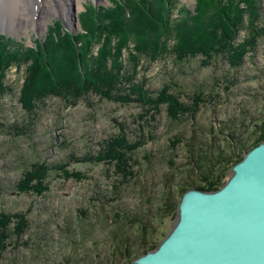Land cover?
<instances>
[{
    "label": "rangeland",
    "instance_id": "obj_1",
    "mask_svg": "<svg viewBox=\"0 0 264 264\" xmlns=\"http://www.w3.org/2000/svg\"><path fill=\"white\" fill-rule=\"evenodd\" d=\"M51 1L50 7L46 0H23L22 4L2 1L0 35L25 48H35L48 39L56 22L64 32L78 36L84 33L87 7L99 11L129 0H69L66 10L71 21L65 17L63 5ZM176 1L179 8L195 13L197 0ZM25 3L31 6V10L27 8L30 19L22 25L20 14L24 10L16 8L27 7ZM188 29L193 31L194 25ZM245 60L242 69L235 72L224 60L214 68H204L200 59L177 66L174 56L169 55L168 60L154 63L141 73L155 93L175 83L173 79L178 80L184 94L205 82L211 86L218 81L221 101L215 108L203 107L194 121L189 113L181 115L179 121L172 120L166 106L154 112L141 105H122L94 96L75 108H68L60 99L47 100L34 117L20 103L23 71L11 70L8 82L13 93L0 97V212L12 213L15 227L25 217L28 225L18 245L0 253V264H127L139 254L147 237L137 225L136 212L148 217L153 214L149 217L155 226L149 235L151 243L168 236L178 216V212L168 215L164 211L170 194L176 208L184 195L182 189L201 183L190 151L193 144H199L196 150L202 145L209 150L213 143L215 153L223 152L224 158L233 160L263 135L264 40L255 56ZM122 129L134 143L145 144L138 151L133 176L128 168L130 175L125 180L126 170L108 160L106 151L121 137ZM38 162H45L49 169V190L42 197L21 192L26 175ZM62 165L75 176H60ZM220 169L216 177L222 181L233 176L228 165H220ZM116 194H122V199L117 200ZM117 211L124 218L115 216Z\"/></svg>",
    "mask_w": 264,
    "mask_h": 264
},
{
    "label": "trees",
    "instance_id": "obj_2",
    "mask_svg": "<svg viewBox=\"0 0 264 264\" xmlns=\"http://www.w3.org/2000/svg\"><path fill=\"white\" fill-rule=\"evenodd\" d=\"M129 1L99 11L87 7L82 22L84 33L78 36L64 32L56 22L50 28L48 39L37 43L35 48H25L16 40L0 35V97L13 93L8 74L17 69L23 71L20 103L24 111L34 117L39 106L47 100L60 99L68 108H75L94 96L122 105H141L154 112L166 106L173 114L172 120L179 121L181 115L189 113L194 121L203 107L215 108L221 101L216 90L218 81L211 86L205 82L199 90L185 91L187 94H184L179 90L178 80L173 79L175 83L171 82L155 93L148 88L147 76L140 77L141 73L154 63L168 60L169 55L174 56L177 66L200 59L204 68H214L219 60H224L232 70L239 72L245 59L249 55L255 56L264 40V0H197L194 14L186 8H179L176 0H155V3L143 0L141 5L140 0ZM188 25H194V30L190 31ZM184 98L188 102H183ZM151 118L152 122L157 121L153 114ZM262 129L264 132V124ZM263 132L253 147L244 154L235 153L233 160L224 158L223 152L215 153L213 143L209 150L204 145L196 150L194 148L199 144L194 143L190 151L195 157L194 166L201 183L189 184L182 189L183 194L193 189L215 192L223 188L231 177L225 181L216 177L217 171L222 170L220 165L233 169L252 149L264 142ZM128 137L129 134L122 129L121 137L113 140L106 149L107 159L116 162L119 169L126 170L124 180L130 175L128 168L131 175L134 173L138 151L145 145L142 141L134 143ZM230 137L236 141L235 135ZM173 145L176 149V144ZM60 169V176L65 179L75 176L64 165ZM48 172L45 162L34 164L26 175L21 192L42 197L49 190ZM116 196L117 200L122 199V194ZM179 205L175 208L170 194L164 211L172 215L178 212ZM114 213L118 217L122 215L120 211ZM147 215L136 212L137 225L147 237H144L139 254L132 256L127 264L155 251L168 237L156 244L149 241L155 226L150 219L153 214L150 218ZM129 216L125 217L128 221ZM13 217L12 213L0 212V253L11 245H18L26 232V217L19 221L18 227L13 225Z\"/></svg>",
    "mask_w": 264,
    "mask_h": 264
},
{
    "label": "water",
    "instance_id": "obj_3",
    "mask_svg": "<svg viewBox=\"0 0 264 264\" xmlns=\"http://www.w3.org/2000/svg\"><path fill=\"white\" fill-rule=\"evenodd\" d=\"M215 192L187 191L173 230L132 264H264V142Z\"/></svg>",
    "mask_w": 264,
    "mask_h": 264
},
{
    "label": "bare ground",
    "instance_id": "obj_4",
    "mask_svg": "<svg viewBox=\"0 0 264 264\" xmlns=\"http://www.w3.org/2000/svg\"><path fill=\"white\" fill-rule=\"evenodd\" d=\"M2 1H6V0H0V4L1 3H3ZM14 1H16L18 4H22L23 3V0H14ZM26 1V0H25ZM55 2H57L58 1V3L59 4H62L63 5V8H64V10H63V12H64V15H65V17H67L68 18V21H71V18H70V15L68 14V10H66V9H69L67 6H68V3H69V0H54ZM46 2L49 4V7L52 5V1L50 0H46ZM62 2V3H61ZM24 5V4H23ZM25 5H27L26 3H25ZM31 5V4H30ZM53 6V5H52ZM20 7V6H19ZM31 6H29V4L27 5V7H25L24 6V8H16L18 11L19 10H24V12H22L21 14H20V19L23 21V24L22 25H25V24H27V23H29V19H30V17H29V15H28V13H27V8H29V10H31V8H30ZM32 8H34V4H32ZM52 9H54V8H52ZM62 9V8H61ZM12 13L13 14H16V11L14 12V11H12ZM8 17H11V16H9V10H8ZM30 14V13H29ZM1 16V15H0ZM15 23L17 22V21H15V20H13ZM6 22V21H5Z\"/></svg>",
    "mask_w": 264,
    "mask_h": 264
}]
</instances>
